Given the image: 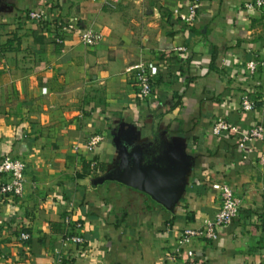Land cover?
I'll return each mask as SVG.
<instances>
[{
    "label": "crops",
    "instance_id": "1",
    "mask_svg": "<svg viewBox=\"0 0 264 264\" xmlns=\"http://www.w3.org/2000/svg\"><path fill=\"white\" fill-rule=\"evenodd\" d=\"M248 1L203 0L191 27L174 13L188 0L0 1V161L27 164L24 195L0 194V264H54L59 252L70 264H264V167L255 161L264 140L250 161L233 134L210 132L218 116L264 123L261 104L243 112L235 101L248 90L264 105V8L248 11ZM31 10L50 18L33 20ZM57 18L71 29L55 31ZM85 28L103 40L85 45ZM138 63L159 70L149 101L128 71ZM94 134L105 139L90 152ZM135 146L145 165L187 162L171 209L107 177ZM222 182L242 198L239 216L217 239L180 248L181 232L219 209ZM68 217L83 222L84 244L65 240L75 231ZM21 230L31 238L21 241Z\"/></svg>",
    "mask_w": 264,
    "mask_h": 264
},
{
    "label": "built area",
    "instance_id": "2",
    "mask_svg": "<svg viewBox=\"0 0 264 264\" xmlns=\"http://www.w3.org/2000/svg\"><path fill=\"white\" fill-rule=\"evenodd\" d=\"M203 0H188L185 10L176 8L174 13L187 26L191 27L199 14ZM245 9L255 11L264 8V0H251L245 3ZM29 17L33 20L46 21L49 20L50 14L44 10H31ZM54 30L67 32L71 29L70 23L66 20L55 19ZM80 41L87 46H96L103 40V33L92 28H85L80 32ZM62 37L57 36L60 41ZM175 50L181 53L188 51L186 46H177ZM259 56L253 55L247 62V69L250 73H254L259 66ZM128 71H135V78L138 84V96L142 101H149L155 90V78L158 75V68L144 63H138L128 68ZM180 75V71L177 72ZM248 90L242 91L236 97L235 101L238 108L243 112H254L257 109V101ZM234 105H236L234 103ZM264 107V106H263ZM212 135H231L238 139V146L242 150L243 158L252 161L253 154L256 152L255 142L264 140V123L257 122L249 128H244L234 121L226 117L218 116L214 119L210 130ZM105 139L102 134H94L90 137L86 144L88 151L92 152ZM255 161L264 167V152L261 153ZM27 164L24 160L14 158L9 155L2 157L0 161V177H4L0 182V194L20 198L25 193ZM221 205L213 218L205 220L204 225L198 228H185L178 239L180 248H186L192 241L196 239H217L218 230L229 226L235 220L242 208V198H240L234 188L222 182L218 185ZM66 223L73 225L75 231L67 232L65 240L75 245L85 243V236L82 232L84 224L81 221L73 222L71 218L66 219ZM31 238V234L26 230H21L19 239L27 241ZM1 252V250H0ZM187 255L192 258L193 250H187ZM66 253L59 252L54 260V264H70ZM188 264H195L193 259Z\"/></svg>",
    "mask_w": 264,
    "mask_h": 264
},
{
    "label": "water",
    "instance_id": "3",
    "mask_svg": "<svg viewBox=\"0 0 264 264\" xmlns=\"http://www.w3.org/2000/svg\"><path fill=\"white\" fill-rule=\"evenodd\" d=\"M173 153L174 157L180 154L179 152ZM129 154L131 159L124 160L120 168L108 173L107 177L144 190L155 200L171 209L185 187L187 162L173 158L164 167L156 164L145 165L142 163L139 146H135Z\"/></svg>",
    "mask_w": 264,
    "mask_h": 264
},
{
    "label": "trees",
    "instance_id": "4",
    "mask_svg": "<svg viewBox=\"0 0 264 264\" xmlns=\"http://www.w3.org/2000/svg\"><path fill=\"white\" fill-rule=\"evenodd\" d=\"M255 99L258 100L259 98H255ZM262 103H263V102H262L261 100L257 101V109L259 108L260 104H261L262 106H264ZM102 168H103V167H102Z\"/></svg>",
    "mask_w": 264,
    "mask_h": 264
},
{
    "label": "rangeland",
    "instance_id": "5",
    "mask_svg": "<svg viewBox=\"0 0 264 264\" xmlns=\"http://www.w3.org/2000/svg\"><path fill=\"white\" fill-rule=\"evenodd\" d=\"M240 93H241V92H240ZM240 93H239V94H240ZM237 96H238V95H237ZM253 97H254V96H253ZM254 98H257V97H254Z\"/></svg>",
    "mask_w": 264,
    "mask_h": 264
}]
</instances>
